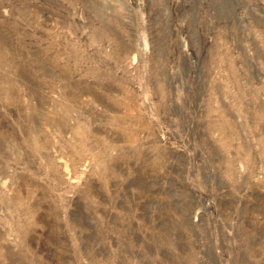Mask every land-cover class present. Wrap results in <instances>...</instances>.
I'll return each instance as SVG.
<instances>
[{
  "label": "rangeland",
  "instance_id": "1",
  "mask_svg": "<svg viewBox=\"0 0 264 264\" xmlns=\"http://www.w3.org/2000/svg\"><path fill=\"white\" fill-rule=\"evenodd\" d=\"M0 264H264V0H0Z\"/></svg>",
  "mask_w": 264,
  "mask_h": 264
}]
</instances>
